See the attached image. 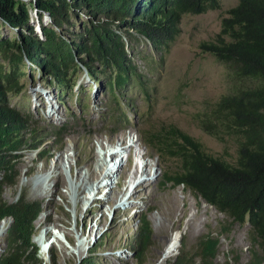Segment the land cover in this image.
<instances>
[{
	"label": "rangeland",
	"instance_id": "rangeland-1",
	"mask_svg": "<svg viewBox=\"0 0 264 264\" xmlns=\"http://www.w3.org/2000/svg\"><path fill=\"white\" fill-rule=\"evenodd\" d=\"M237 2L219 0L217 10L182 16L180 32L167 50L153 48L142 37L127 40L129 57L142 75L148 94L132 82L115 95L120 103L118 110L122 107L128 117L123 126L118 122L119 114H112L114 96L104 86V76L91 82L81 71L77 74L79 87L60 92L54 82L25 68L24 88L19 95H10L8 103L28 120L27 125L43 134L46 149L39 157L37 151L21 153L16 164V184L5 186L1 199L14 203L23 197L40 204V213L33 222L32 242L42 264H87L89 256L90 264H136L127 243L142 216L151 228V243L142 264H170L182 245L189 249L208 232L218 238L215 264L249 261V225L231 224L183 186L165 182L168 162L160 159L146 141L147 131L171 124L201 142L213 156L235 159L233 138L220 141L208 135L199 126V114L213 107L221 95L257 82L228 80L224 66L213 56L201 54L198 45L213 39L222 17ZM80 18L85 20L83 15ZM30 23L34 29L37 27L35 13L31 14ZM42 23L47 26L50 19L43 17ZM70 30L78 32V26ZM0 34L8 39L17 37L16 30L7 25L1 27ZM58 128L61 136L56 142ZM117 141L123 145L132 142L141 157L133 158V147L122 167L106 172L111 183L104 186L105 180L96 177L102 175L98 165L103 166L104 157L99 152ZM169 167L177 171L179 163L174 159ZM136 169L142 172L141 184L127 200L126 172ZM9 222H0L5 231L0 236V254ZM175 232L181 236L176 249L169 257L164 256L166 241ZM102 237L103 243L97 245L96 252L91 251L92 244L96 245Z\"/></svg>",
	"mask_w": 264,
	"mask_h": 264
},
{
	"label": "trees",
	"instance_id": "trees-1",
	"mask_svg": "<svg viewBox=\"0 0 264 264\" xmlns=\"http://www.w3.org/2000/svg\"><path fill=\"white\" fill-rule=\"evenodd\" d=\"M219 8V0H0V30L7 25L17 32L14 39L0 34V222L10 220L0 264H42L32 242L40 204L23 197L14 203L1 199L4 187L16 184L21 153L37 151L39 157L46 149L43 134L27 125L28 120L8 103L10 95H19L24 88L25 68L54 82L60 92L78 88L81 71H86L91 82L104 76V86L114 96L112 114H119L123 126L128 117L122 107L118 110L115 95L132 82L148 94L129 57L127 40L142 37L153 48L167 50L180 32L182 16ZM32 13L38 17L42 39L30 23ZM46 14L50 18L47 26L42 23ZM226 14L213 39L199 43L200 53L221 63L228 80L257 84L221 95L213 107L199 114L198 123L220 141L233 138L235 159L213 156L201 142L171 124L147 131L146 141L168 162L165 182L183 186L231 224L249 225L251 257L246 264H263L264 0H238ZM76 25L78 32L70 30ZM60 136L58 128L56 142ZM174 159L179 163L177 171L169 167ZM150 237L149 222L142 216L127 243L136 264L144 262ZM102 243L103 237L90 250L96 252ZM217 246L218 238L208 232L193 247L182 245L170 264H215ZM91 261L89 256L85 262Z\"/></svg>",
	"mask_w": 264,
	"mask_h": 264
},
{
	"label": "bare ground",
	"instance_id": "bare-ground-1",
	"mask_svg": "<svg viewBox=\"0 0 264 264\" xmlns=\"http://www.w3.org/2000/svg\"><path fill=\"white\" fill-rule=\"evenodd\" d=\"M110 145L112 146V144H110ZM112 147H106V148H110L109 153L106 152V154H102L101 157H104V158H102L103 166H99L98 165V168L102 171V175L103 176L101 174H99L96 177H97V179H101V181L105 180L104 181V183H105L104 186L108 185V184L110 185V183H111V181L109 182V175H107V173H106L109 170V168H108V170L106 168V167H108L106 165V162L108 163V161L106 160V156H108V158L110 157L109 159H111V163L112 164H111L110 167H112V169H119L120 167H122V163H123V160H121V155H127V150L121 153V148H119L117 146L116 148H118V149L115 150V151H112V149H111ZM98 149H100V148H98ZM115 157H117L118 159H116ZM111 172H113V171L111 170ZM90 173L91 172L88 171V176H90ZM136 173L138 174V177L140 179V184H141V180L142 179H141V177L139 175L142 174V172L138 171L137 169L132 171L131 173H129L128 178H132L133 176L136 175ZM108 191H109V189H106L105 193H107ZM128 199H129V197L127 198V200ZM3 230H4V227L0 225V236H2L3 233L5 232ZM180 237L181 236H180V234H178V232L177 233L175 232V233L170 235V237L166 241V244H165V247H164V251L162 253L164 256L169 257V255H171L175 251L176 246L178 244V240H179ZM48 249H49V244H47V246H46V250H48Z\"/></svg>",
	"mask_w": 264,
	"mask_h": 264
},
{
	"label": "clouds",
	"instance_id": "clouds-1",
	"mask_svg": "<svg viewBox=\"0 0 264 264\" xmlns=\"http://www.w3.org/2000/svg\"><path fill=\"white\" fill-rule=\"evenodd\" d=\"M35 32H36V29H35ZM39 35V34H38ZM131 144H133L132 142H131ZM131 144H129V143H127V145H123V143L122 142H119V141H117L116 143H115V145H112L113 147H115V146H118L119 148H121V153L122 152H124V151H126L127 149H128V151H127V154H129V152L132 150V149H134L135 147L133 146V145H131ZM111 145H110V147H112ZM112 147V148H113ZM134 147V148H133ZM118 148H116V150H117ZM109 150H110V148L108 149H105V150H103L102 152H101V149H100V152L99 153H101V154H106V152L107 153H109ZM135 151L133 152V158L134 159H136V157H141V154L140 155H138V153H137V149L135 148L134 149ZM127 157H128V155H121V160H125V159H127ZM116 159H118L117 157H115ZM106 160L107 161H109V158H108V156H106ZM111 162H106V165L108 166V167H106L107 168V170H108V168H109V170H111L112 169V167H110L111 166ZM109 170H108V172H109ZM114 171H115V169H114ZM110 173V172H109ZM127 173V185H126V188H125V191L126 190H128V192H126L125 193V195H126V197H130V193H131V191L137 186V185H139L140 184V179H139V177L137 176V175H135V176H133L132 178H128V173H130V172H126ZM124 181L122 180V183H123ZM123 185V184H122ZM113 202H115V200L113 201ZM48 243V242H47ZM49 244V243H48Z\"/></svg>",
	"mask_w": 264,
	"mask_h": 264
},
{
	"label": "water",
	"instance_id": "water-1",
	"mask_svg": "<svg viewBox=\"0 0 264 264\" xmlns=\"http://www.w3.org/2000/svg\"><path fill=\"white\" fill-rule=\"evenodd\" d=\"M36 15V14H35ZM37 16V15H36ZM46 19H50L49 16L46 14L44 16ZM37 27L35 28L36 29V32L39 34L40 38L42 39V32L40 30V27H39V20H38V17H37ZM86 72V71H85ZM87 74V73H86ZM88 78V77H87ZM206 203V202H205ZM207 204V203H206ZM3 221V220H2ZM9 224L10 222L6 225V229L9 227Z\"/></svg>",
	"mask_w": 264,
	"mask_h": 264
}]
</instances>
